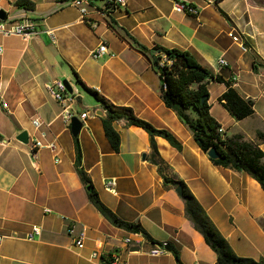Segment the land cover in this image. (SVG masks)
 <instances>
[{
  "label": "crops",
  "instance_id": "0c3cea01",
  "mask_svg": "<svg viewBox=\"0 0 264 264\" xmlns=\"http://www.w3.org/2000/svg\"><path fill=\"white\" fill-rule=\"evenodd\" d=\"M15 1L0 0L6 14L1 20L7 24L29 20L36 33L28 37L0 33V101L7 103V108H0L4 140L0 143V234L4 236L0 264H103L90 257L92 251L117 254L116 264H179L171 249L158 256L147 253L161 242L177 250L182 264L216 262V254L186 217L175 186L164 184L150 161L147 132L127 125L125 119L114 121L120 135L115 152L101 117L94 113L100 108L105 112L101 103L95 99L93 107L83 104L76 92L69 109L74 115L87 112L77 135L81 166L103 203L120 218L142 225L152 240L142 235L137 244L126 245L124 237L133 233L111 224L90 203L75 170L76 136L63 118L62 104L46 89L56 78L74 80L82 87L74 72L114 105L129 107L153 126L169 129L182 148L155 137L167 175L187 184L237 254L264 259L260 224L264 191L246 172L210 161L191 131L165 106L160 73L138 46L186 50L200 65L233 82L241 96L255 101L254 113L239 121H257L254 135L264 133V0H181L195 6V14L174 10L177 0H125L107 9L97 0L84 18L71 0H31L33 8ZM229 33L239 39L233 40ZM101 43L107 45V52L94 57ZM221 56L226 66H219ZM212 82L216 81H208L209 103ZM216 83L217 99L225 84ZM212 107L210 113L227 135L245 137L243 130L230 131L235 118L223 106L218 115ZM34 118L56 140L58 162L48 149L33 152ZM23 130L28 143L16 139ZM259 145L264 151V141ZM33 226L41 231L28 240L25 235ZM82 230L85 237L76 246L72 239Z\"/></svg>",
  "mask_w": 264,
  "mask_h": 264
},
{
  "label": "trees",
  "instance_id": "16d2710c",
  "mask_svg": "<svg viewBox=\"0 0 264 264\" xmlns=\"http://www.w3.org/2000/svg\"><path fill=\"white\" fill-rule=\"evenodd\" d=\"M95 1L97 0H90L91 3ZM15 4L25 8L34 7V2L31 0H16ZM219 11L227 16L223 10L219 9ZM138 46L142 53L150 56L152 65L160 73L161 98L165 106L172 109L178 119L191 131L194 141L204 153L212 146L216 147L220 153L219 158H209L210 161L218 166L246 172L259 183L264 191V151L259 145L261 141H264V133L257 131L256 139L249 140L242 133L227 135L224 130L219 131L221 124L210 113L208 81L213 80L225 84V90L217 99L236 120L244 119L254 113V99L241 96L233 86V82L225 80L221 75L214 74L200 65L186 50L168 48L158 44L152 48L140 44ZM255 66L254 63V69H256ZM262 67L264 68V64ZM74 74L82 88L98 100L104 108L105 116L101 117L102 127L112 150L117 152L120 147V135L113 126L114 121L125 119L127 125L140 126L147 132L151 149L150 161L157 166L164 184L182 186L180 197L184 203L185 215L216 254L215 264H264V259H254L237 254L187 184L182 179L176 180L167 175V165L158 152L155 137H163L170 145L180 150L182 145L176 136L167 128L155 127L148 121L137 117L129 107L114 105L98 90L87 86L76 72ZM81 157V148L76 136L75 170L86 189L90 203L114 226L132 233L139 232L145 238L152 240L142 225L120 218L103 203L89 174L81 166ZM260 224L264 229V217L260 220ZM166 243L171 247L176 261L182 264L177 250L170 243Z\"/></svg>",
  "mask_w": 264,
  "mask_h": 264
},
{
  "label": "built area",
  "instance_id": "2783aa9c",
  "mask_svg": "<svg viewBox=\"0 0 264 264\" xmlns=\"http://www.w3.org/2000/svg\"><path fill=\"white\" fill-rule=\"evenodd\" d=\"M124 1L125 0H104L103 3L105 4L107 9L109 7H115L117 4L123 3ZM71 3L78 9L80 16L83 18L89 13L92 4L90 0H71ZM173 8L178 12H186L190 14L196 13L195 6H193L191 3H187L181 0L174 1ZM0 33H2L3 35H20L22 37H28L31 36L32 34H35L36 31L34 30L33 23L29 20H26L21 24L19 23L7 24L4 20L0 19ZM229 35L232 37L233 40L239 39V37H237L233 33H229ZM0 51H1V47H0ZM105 52H107V45L105 43H101L96 49V51H93V56L98 57L103 55ZM217 62L219 66L222 67L227 65V61L223 56L219 57ZM46 89L55 100H57L59 103L62 104L63 118L65 121L70 122V119L74 114L69 109L70 106L69 103L75 101L74 93L73 92L69 93L67 91L64 81L60 78L53 79L52 81L47 83ZM0 108H7V103L4 101H0ZM86 114L87 112H82L79 115H76L82 120V125L85 122ZM32 122L36 130V136L33 139H31V146L33 152H36L39 149H48L52 153H54L55 155L54 160L58 162L59 161V158L57 157L58 144L56 140L49 138L47 131H45L42 128V122L39 120V118H34ZM219 131H223V128L222 127L219 128ZM3 142L4 140L0 137V143ZM113 183L114 181L110 182V185H112ZM107 189H111V187L107 186ZM46 211H48V209ZM40 231L41 229L39 226H33L31 230L26 233L25 238L30 240L33 238L34 234H38L40 233ZM133 234H135V242L133 244H137L142 234L139 232H135ZM3 237L4 236L0 234V244L3 241ZM84 237H85V232L84 230H82L72 239L73 244L76 246L81 245ZM125 237L123 239L124 243H125ZM166 244H167L166 242H161L159 244L152 245L150 249H155V256H158L166 252L167 250ZM126 245H132V244H126ZM90 257L101 259V262L103 264H116L119 261V256L115 253L105 255L98 251H92Z\"/></svg>",
  "mask_w": 264,
  "mask_h": 264
},
{
  "label": "rangeland",
  "instance_id": "374dc122",
  "mask_svg": "<svg viewBox=\"0 0 264 264\" xmlns=\"http://www.w3.org/2000/svg\"><path fill=\"white\" fill-rule=\"evenodd\" d=\"M70 84H74L75 88L73 93L77 94L76 92H80V96H82V100H83V104H87L90 107H93V105L95 104L96 100L93 96H91L90 94H88L87 92H85L83 90L82 87L78 86L74 80L69 81ZM219 83L216 82H212L210 83V90H211V94H210V103L213 104L212 107V111L215 114H220L224 109L219 102L216 99V96L218 94L219 88L220 86H218ZM73 85V86H74ZM92 109V108H91ZM90 109V110H91ZM229 115V114H228ZM221 117L223 118V122L229 124V121L224 117V115H221ZM229 117V116H228ZM236 122V124H229V128L231 132H236L238 130H243L244 134H245V138L249 139V140H255L256 139V134L254 135V126L257 125V121H239L236 119H233L232 122ZM228 126V125H227ZM222 185H220L221 188Z\"/></svg>",
  "mask_w": 264,
  "mask_h": 264
},
{
  "label": "water",
  "instance_id": "95a60500",
  "mask_svg": "<svg viewBox=\"0 0 264 264\" xmlns=\"http://www.w3.org/2000/svg\"><path fill=\"white\" fill-rule=\"evenodd\" d=\"M5 16H6L5 11L3 9H0V19H5ZM63 81H64V83L66 85L67 91L69 93L73 92V88H72L71 84L66 79H64ZM94 113L96 115L100 116V117H104L105 116V112L101 108L100 109H95ZM81 127H82V120L78 116L73 115L71 117V119H70V130H71L72 135L73 136H77L79 131H80V129H81ZM16 139L19 140L22 143H28V133H27V131L23 130L21 133H19L17 135ZM206 155L209 158H212V159H217V158L220 157V153L218 152V150L214 146L210 147L206 151ZM175 191L177 192L178 195H181L182 194V186L181 185H176L175 186ZM132 249L137 250V249H139V247L138 246H134V247H132ZM166 249L167 250L171 249L168 244H166Z\"/></svg>",
  "mask_w": 264,
  "mask_h": 264
},
{
  "label": "bare ground",
  "instance_id": "6f19581e",
  "mask_svg": "<svg viewBox=\"0 0 264 264\" xmlns=\"http://www.w3.org/2000/svg\"><path fill=\"white\" fill-rule=\"evenodd\" d=\"M135 242V234H131L125 237V244H133ZM149 255L155 256V249H149L147 251Z\"/></svg>",
  "mask_w": 264,
  "mask_h": 264
}]
</instances>
